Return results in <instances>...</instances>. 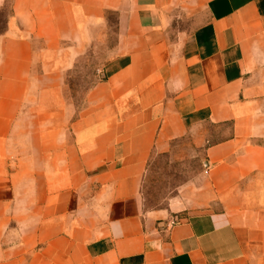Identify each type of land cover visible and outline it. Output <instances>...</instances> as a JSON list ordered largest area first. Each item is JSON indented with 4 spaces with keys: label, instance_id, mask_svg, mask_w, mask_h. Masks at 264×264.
Instances as JSON below:
<instances>
[{
    "label": "crops",
    "instance_id": "obj_1",
    "mask_svg": "<svg viewBox=\"0 0 264 264\" xmlns=\"http://www.w3.org/2000/svg\"><path fill=\"white\" fill-rule=\"evenodd\" d=\"M107 33L73 117L66 73ZM182 142L199 181L144 211ZM0 264H264V0H0Z\"/></svg>",
    "mask_w": 264,
    "mask_h": 264
},
{
    "label": "rangeland",
    "instance_id": "obj_2",
    "mask_svg": "<svg viewBox=\"0 0 264 264\" xmlns=\"http://www.w3.org/2000/svg\"><path fill=\"white\" fill-rule=\"evenodd\" d=\"M116 40L107 33V39L93 42L84 54L76 57L66 73L63 98L76 117L84 108L87 92L104 77V64L110 59ZM170 153L152 158L140 187L143 209L146 212L164 210L177 198L181 187L199 181L203 172L202 154L188 143L174 146Z\"/></svg>",
    "mask_w": 264,
    "mask_h": 264
}]
</instances>
